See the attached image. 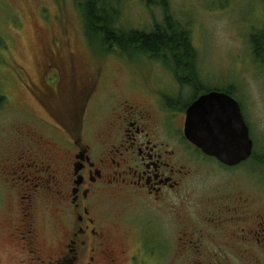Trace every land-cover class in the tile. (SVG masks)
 <instances>
[{"label": "flooded vegetation", "instance_id": "af4514ba", "mask_svg": "<svg viewBox=\"0 0 264 264\" xmlns=\"http://www.w3.org/2000/svg\"><path fill=\"white\" fill-rule=\"evenodd\" d=\"M53 45L43 59L45 74L32 83L44 114L37 116L40 128L19 126L0 161L13 192L7 198L5 237L14 247L15 264H183L180 247L189 235L184 215L193 171L204 173V184L216 193L205 199L200 214L218 220L217 230H231L243 245L242 257L249 258L252 235H264L263 215L251 211L241 192H222L232 183L221 173L239 164L207 155L185 135L187 110L196 100L212 91L234 97L231 90L196 78L184 79L178 94L167 85L177 75L169 64L164 83L155 79L148 86L131 76L130 88L118 93L109 85L107 59L98 60L93 74L81 73L75 54ZM120 54L127 62L138 58ZM171 108L179 132L155 128ZM204 162L213 169L200 170Z\"/></svg>", "mask_w": 264, "mask_h": 264}, {"label": "rangeland", "instance_id": "374dc122", "mask_svg": "<svg viewBox=\"0 0 264 264\" xmlns=\"http://www.w3.org/2000/svg\"><path fill=\"white\" fill-rule=\"evenodd\" d=\"M83 1L0 0V161L10 150L19 126L24 124L40 128L37 116L44 114L36 105L32 83H39L42 74H45L43 59L52 44L54 49L55 44L60 43V51L65 55L74 53L81 73L93 74L97 71L98 60L107 59L104 68L109 76V85L118 93L130 88L131 76L138 82L145 81L148 86L155 79V84L164 83V77L168 79L164 71L170 68V64L177 75L167 85L179 92L177 86L184 82V78L178 79L182 72L177 71L176 61H164L141 50L124 53L115 47L101 45L97 38L91 39L86 31L87 20L81 6ZM110 3L117 11L115 24L122 30L151 31L164 19V8L155 3L149 4L147 0H110ZM168 4V12L185 24L191 33L199 59L195 70L199 75L197 80L207 86L229 88L242 107L255 153L232 170L221 173L223 180L232 183L231 189L222 192H241L247 197L251 211L259 209L263 215L262 228L264 63L256 59L251 35L264 30V0H168ZM120 53L134 54L132 58H138L127 62ZM170 111L168 118L156 120L155 128L179 132V117H172L174 109ZM106 120L104 117L101 124L104 125ZM171 143L180 148L177 142ZM211 169L212 164L204 162L200 170ZM4 179L0 171V264H15L14 247L5 237L9 227L7 198H11L13 192L7 189ZM204 179V173L193 171L188 182L184 228L189 235L181 242L180 251L186 257L183 264H195L197 260L210 264H264L262 233L252 235L253 241L247 247L250 256L244 259L243 245L235 241L231 230H217L218 220L214 222L209 214H200L205 199L216 194L215 190L208 189ZM170 224L173 230V220ZM190 239L194 243L189 242ZM176 264L182 263L177 261Z\"/></svg>", "mask_w": 264, "mask_h": 264}, {"label": "trees", "instance_id": "16d2710c", "mask_svg": "<svg viewBox=\"0 0 264 264\" xmlns=\"http://www.w3.org/2000/svg\"><path fill=\"white\" fill-rule=\"evenodd\" d=\"M147 2L160 5L165 10L162 23H157L151 31L122 30L115 24L117 11L110 0H84L81 6L87 20V34L92 37L91 39L97 38L101 45L115 47L124 53L141 50L163 58L164 61L174 60L178 64L177 71L182 72L180 73L182 78L185 80L199 78L195 72L199 59L196 56L190 31L184 26L185 24L168 12V0H147ZM251 40L256 59L264 63V30L253 33ZM1 102L2 98H0Z\"/></svg>", "mask_w": 264, "mask_h": 264}, {"label": "water", "instance_id": "95a60500", "mask_svg": "<svg viewBox=\"0 0 264 264\" xmlns=\"http://www.w3.org/2000/svg\"><path fill=\"white\" fill-rule=\"evenodd\" d=\"M185 135L204 153L229 166L253 154L254 142L242 107L225 92L202 95L188 108Z\"/></svg>", "mask_w": 264, "mask_h": 264}]
</instances>
